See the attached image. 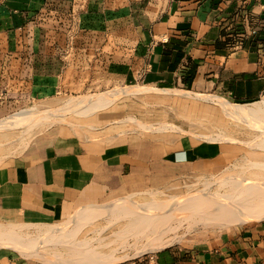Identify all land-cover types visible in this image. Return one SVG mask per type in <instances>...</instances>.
I'll use <instances>...</instances> for the list:
<instances>
[{
    "label": "crops",
    "instance_id": "0c3cea01",
    "mask_svg": "<svg viewBox=\"0 0 264 264\" xmlns=\"http://www.w3.org/2000/svg\"><path fill=\"white\" fill-rule=\"evenodd\" d=\"M133 87L164 93L120 92ZM115 93L95 110L67 107ZM153 95L174 101L172 124L187 102L203 135L144 128L161 109L146 105ZM210 96L264 102V0H0V226L61 224L183 175H220L243 135ZM31 108L44 116L7 124ZM0 264L43 263L4 248ZM123 264H264V220Z\"/></svg>",
    "mask_w": 264,
    "mask_h": 264
},
{
    "label": "bare ground",
    "instance_id": "6f19581e",
    "mask_svg": "<svg viewBox=\"0 0 264 264\" xmlns=\"http://www.w3.org/2000/svg\"><path fill=\"white\" fill-rule=\"evenodd\" d=\"M120 92L164 93L149 87H133ZM167 92L186 94L176 90ZM121 93L103 94L96 99L90 96L72 98L67 107L76 110L93 103L90 109L95 110ZM209 98L224 107L235 120L256 125L251 118L264 116V102L241 106L220 96ZM40 112L34 108L25 110L14 115L7 124H27L35 115L44 116ZM257 147L264 149V139ZM231 170L236 174L207 182L187 195H173L164 205L141 203L134 195H129L80 207L71 221L37 226L36 235L26 232L32 228L30 224L0 226V247L15 248L43 264H120L182 243L183 237L196 227L228 230L250 221L264 220V156L245 157Z\"/></svg>",
    "mask_w": 264,
    "mask_h": 264
},
{
    "label": "rangeland",
    "instance_id": "374dc122",
    "mask_svg": "<svg viewBox=\"0 0 264 264\" xmlns=\"http://www.w3.org/2000/svg\"><path fill=\"white\" fill-rule=\"evenodd\" d=\"M156 95L153 96H149L146 99V102L148 104V107L151 109L152 107L155 108H161L158 111H154L155 115L152 117L153 121L152 123H148L149 124V128L153 129V130H166V129H173V127H175V129L177 131H179L182 135L183 133L185 134H189V133H193V134H198V135H203V133L206 130V122L203 120H200L199 116L195 114V112L189 107L188 103L184 102V100H180V102L178 103V107L179 109V115H178V120H176V123H173L169 121V116H167V113L164 111V109H166V107L170 104L172 105L174 103V101L172 99H158L156 98ZM156 98V99H155ZM163 108V110H162ZM149 112H152V110H149ZM156 113L158 114L159 120H157V116ZM166 114V115H165ZM175 116H176V111H175ZM169 121V122H168ZM251 121L254 123H257L256 125H253L251 123L248 122H244L242 120H235V126L237 127L236 129L239 130V132L242 133V140L237 141V140H233L230 138L229 144L232 145H236L238 147H240V150L238 151V155H237V159L235 160V162L225 171H223L220 175L214 176V177H207V178H199V177H195V176H186L183 175L180 178V181L176 182V183H172L168 187H164V188H157V189H147L144 190L142 192H137V193H131L129 195H134L133 197H135V200H138L141 203H145V202H149V203H156L158 202L161 205H164L168 202H170L173 195H187L189 192L191 191H195V190H199L201 189L207 182H216L219 180H222V178H224L226 175H231V174H236V172L234 170H231L232 168H234V166L236 164H239L240 162H242V160L245 157H263L264 156V149L262 148H258L257 144L260 142V140L264 139V116H260V117H253L251 118ZM140 123H138V127H139ZM141 126V125H140ZM141 128V127H140ZM191 131V132H190ZM219 131V130H216ZM219 133V132H218ZM220 135L215 136V138H217L216 141L220 140ZM203 138H206L203 136ZM244 138V140H243ZM171 186H173V188H171ZM176 187V188H175ZM179 188V189H178ZM126 195V196H129ZM126 196H120L111 200H107L106 202H110L113 200H119L122 197H126ZM76 214V212L71 215L68 221H71V219L73 218V216ZM257 222V221H250L246 224H244L243 226H237L234 227L232 229H228L229 231H239L245 227H249L252 223ZM31 225V224H30ZM37 226H42L40 224H32L30 228V230L26 231L27 233H30L32 235H36L37 234ZM212 229H217V228H212ZM222 229V228H221ZM211 230V229H208ZM205 231L204 228L201 227H196L193 228L191 231L188 232H184L183 233H188L183 237L184 241H189L191 240L193 237H195L196 235H201V233ZM181 233V234H183ZM18 239H14V241H17ZM0 249H4V247H0ZM8 250H11L14 253H18L21 256H23L24 258L27 259H34L37 260L39 262L38 259H36L35 257H29L26 256L24 254H21L17 249L15 248H6ZM154 252L152 253H147L144 254L142 256H139L137 258H133L130 260H127L123 263H128L131 261H134L136 259H143L147 256L153 255ZM122 263V264H123Z\"/></svg>",
    "mask_w": 264,
    "mask_h": 264
}]
</instances>
